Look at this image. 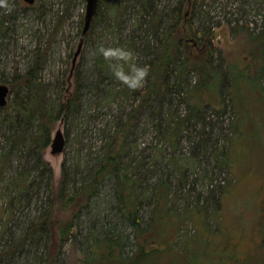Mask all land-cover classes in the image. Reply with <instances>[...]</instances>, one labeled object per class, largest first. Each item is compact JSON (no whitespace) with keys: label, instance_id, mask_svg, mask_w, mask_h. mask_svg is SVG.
<instances>
[{"label":"rangeland","instance_id":"obj_1","mask_svg":"<svg viewBox=\"0 0 264 264\" xmlns=\"http://www.w3.org/2000/svg\"><path fill=\"white\" fill-rule=\"evenodd\" d=\"M106 1L129 6L116 18L101 8L94 32L87 34L75 64L86 0H36L33 4L9 0L8 8L0 6V84L10 87L8 104L0 109V264H39L37 258L45 259L49 249L60 242L58 228L68 220L75 223L73 237L60 248L53 264H85L83 238L94 225L104 228L118 216L113 208L114 178H106L87 207L64 206L55 196L64 166L70 183L80 186L96 171L117 131L121 134L117 143L120 161L124 167L130 166L131 174H140L142 185L151 189L144 193L142 225L153 224L148 235L156 239L149 243L155 251L140 254L128 264H264V22L260 26L256 19L260 16H254L264 13V0H217L213 11L228 21L214 27L217 50L210 59L209 73H186L180 97L173 94L175 88L160 101L155 94L136 120L131 116L140 101L137 90L148 81L142 88L114 98L110 92L124 85L101 71L94 48L121 45L147 65L154 56L140 47L162 46L160 31L169 21L155 17L161 20L160 34H155L152 17L141 13L138 0ZM179 1L152 3L155 12L164 16ZM199 1L205 2L200 15L210 12L215 3ZM196 5L182 20L184 32L190 22L196 27L201 24ZM187 8L186 4L184 12ZM251 22L258 25L257 30L249 29ZM193 44L191 39L183 40L178 52L201 57L203 53ZM34 65L41 67L36 74L44 81L48 104L66 107L78 90L80 105L71 116L64 107L52 128L42 131L45 138L42 135L41 140H48L45 147L29 145L30 137L44 128L37 126L29 127L18 148H12L19 133L11 104L17 93L31 95L21 84V76ZM178 74L173 70L167 80L172 87ZM172 114L191 117L175 139L167 135ZM58 129L63 131L66 146L53 154L51 144ZM46 162L52 166V175ZM161 179H169L172 185L171 210L154 201L159 198L160 193L153 192ZM51 196L53 242L40 236L20 241L31 222L49 208ZM77 209L79 218L73 216ZM188 214L186 226L179 227L176 215ZM125 234L130 240L124 248L126 256L138 251L148 237L135 241L130 226ZM114 260L106 263L118 264Z\"/></svg>","mask_w":264,"mask_h":264},{"label":"trees","instance_id":"obj_2","mask_svg":"<svg viewBox=\"0 0 264 264\" xmlns=\"http://www.w3.org/2000/svg\"><path fill=\"white\" fill-rule=\"evenodd\" d=\"M141 3L140 11L141 13H150L152 17V32L156 34L160 29V21H157L156 18H168V23L165 29L161 32V43L162 46H144L140 47L142 51L147 52L148 54H153L154 58L151 62L147 63L149 67V74L147 77L148 84L145 88L141 90H137V94L140 96V101L134 108V114H130L131 119L136 120L139 117L142 109H144L145 105L150 101V99L156 94L157 100L160 101L166 95H168L169 91L172 88H175L173 94L176 96H181L183 88L185 74L189 73L193 70H198L204 75L209 73V63L211 62V57L214 55L217 48L213 44V30L215 26L221 24V22L214 23L210 16L209 12L204 11L202 15L200 8L205 5V2H200L199 0H180L178 4L170 7L166 14L162 16L159 12L156 11V7L152 3V0H138ZM198 3V4H197ZM187 4V12H184V7ZM197 4V5H196ZM196 5L198 19L200 20V26L196 27L193 23H189L187 26V30L184 32L182 26V20L184 17L186 18L190 12V9ZM129 5H123L122 2L109 3L106 0H100L97 14L95 15L91 28L89 30V34L92 35L94 32V20L97 15L101 12V8L103 7L105 12L110 11V16L112 18L119 17L126 11L125 9ZM152 12V13H151ZM156 17V18H155ZM155 19V20H153ZM188 24V22H187ZM176 31H179L178 35ZM193 40V46H197L198 49L203 53L201 57L195 58L190 57L186 53L184 54L183 50L178 52V47L180 46L183 40ZM98 45L94 48V58L96 63L101 68L102 72H106V75L111 76V71L105 62L102 55L97 52ZM178 52V55L175 53ZM187 51V50H186ZM191 53V52H190ZM184 55V56H183ZM184 57V58H183ZM41 65V62H39ZM38 66V68L40 67ZM37 66L30 67L26 73L21 76V84L27 87V90L32 91L31 95L28 97H20V93L16 94L14 102L11 104V110L16 112L15 122L18 123L17 132L19 135L15 138L14 144L12 148H18V145L23 141L24 133L29 130L31 127L33 129L37 126L42 127L43 129H38L36 132L40 133L37 136H31L29 140V145H40L41 147H45L48 144V140H41L42 135L44 137L45 131L52 128L53 124L59 119L62 115V109H64V105L61 104L60 107H55L53 105L48 104L46 99V92L44 90V81L41 77H39L36 72L38 70ZM41 68V67H40ZM173 70H178L179 74L176 75L178 78L176 81V86L170 85L167 80L170 77V74ZM175 81V82H176ZM252 81V80H251ZM79 86V84H78ZM77 86V88H78ZM116 89V88H115ZM130 90L127 86H123V88H118L116 90L111 91V96L114 98L116 96H120L122 94H129ZM187 92V91H186ZM79 93L78 90L74 92L73 95L70 96L69 101L66 105V115L71 116L75 112L78 111V107L80 102L78 100ZM10 107V105H8ZM3 108V107H2ZM195 108H200V106L196 105ZM217 111H222L221 107H215ZM1 109V108H0ZM191 117L185 116L181 118L172 114L169 118L168 122V133L167 135L172 136L174 139L179 137V135L187 128V123ZM130 123L128 119L127 123L123 126V131L126 128V125ZM30 127V128H29ZM44 130V133L42 131ZM203 131H205V125L203 126ZM120 132L117 131L116 135L111 137L110 147L101 155V161L99 162L98 168L92 174V176L84 183H81L80 186L77 185L76 182L70 183L69 174L67 168L64 166L63 168V178L62 182L59 186V191L57 193L56 199L62 201L64 206H73L83 208L88 206V202L94 196H96L99 192L100 187L103 182L108 177L114 178V198L115 202L113 208L115 209V213L118 215L114 221H110L108 223L102 224L106 227L100 228V226L94 225L91 227L89 233L83 238L82 243V251L86 254V260H84L85 264H107L106 261L115 262L114 258H116L118 264H128L130 261H137L140 254H144L150 251H155L156 249L149 246V243L152 241H156L151 234V226H143L142 220V212L144 201L146 196L144 193L146 191H151L149 187L146 185L143 186L140 174L138 176L136 174H131L130 166H123V163L120 161L119 157L121 153L118 152L117 143L120 140ZM41 161V159H40ZM39 167V164L37 165ZM46 170L49 174H53L52 166L48 162H46ZM3 171H1L2 173ZM52 177V176H51ZM161 184L158 182V186L156 187L153 193H160L159 198L154 201L158 204L164 203L169 208V195L171 184L169 179H161ZM27 182V181H25ZM144 188V190H142ZM54 199L53 196L50 197V206L49 208L38 218L36 221H32L29 225L28 231L24 234L23 238L20 240L24 242L25 240L32 238L34 236H40L41 239L46 238L49 243L53 242L54 237H52V233L54 232V228L52 227V223L50 224V220L52 218ZM112 208V209H113ZM74 212V217L79 218V210ZM171 210V208H169ZM174 216V214H171ZM178 221L180 223L179 227L186 226V220L189 217L178 216ZM132 227L134 231V239L135 241L139 240L141 236L148 235L144 244L140 245L138 251H136L131 256L125 255L124 248L129 242V236L125 234L126 227ZM75 227V223L73 220H68L64 224L59 226L60 233V242L56 247L58 249L54 252V249H49L47 257L45 259H41V257L37 258L39 264H48L51 261L53 264V259L59 255L60 248L71 238L73 237ZM151 227V228H150ZM154 241V242H155ZM53 252V253H52Z\"/></svg>","mask_w":264,"mask_h":264},{"label":"clouds","instance_id":"obj_3","mask_svg":"<svg viewBox=\"0 0 264 264\" xmlns=\"http://www.w3.org/2000/svg\"><path fill=\"white\" fill-rule=\"evenodd\" d=\"M0 6L8 8L9 0H0ZM97 52L103 56L115 79L132 90L143 87L149 74V67L139 63L131 49L121 45L106 46L101 44Z\"/></svg>","mask_w":264,"mask_h":264},{"label":"water","instance_id":"obj_4","mask_svg":"<svg viewBox=\"0 0 264 264\" xmlns=\"http://www.w3.org/2000/svg\"><path fill=\"white\" fill-rule=\"evenodd\" d=\"M30 4H33L36 0H26ZM100 0H86V14L84 20V26L80 36L78 49L74 53L73 64H75L79 54L82 51L86 36L91 28L93 19L98 11ZM10 94V87L7 84H0V108L8 104V96ZM52 150L53 154L61 153L66 146V139L64 137L63 131L58 129L52 141Z\"/></svg>","mask_w":264,"mask_h":264},{"label":"built area","instance_id":"obj_5","mask_svg":"<svg viewBox=\"0 0 264 264\" xmlns=\"http://www.w3.org/2000/svg\"><path fill=\"white\" fill-rule=\"evenodd\" d=\"M217 0H215V3L212 2V6H210V12H209V16L211 18V20H216L217 22H226L228 21V18L226 16H222V17H218L216 16L215 12L213 11V9H215L217 6H218V3H216ZM254 16H260V18H256L258 23H260V26L262 24V22H264V13L262 14H259V15H254ZM250 30H257L258 29V25L255 26L253 22L250 23V27H249Z\"/></svg>","mask_w":264,"mask_h":264}]
</instances>
